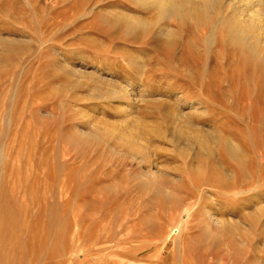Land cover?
Segmentation results:
<instances>
[{"label":"rangeland","instance_id":"1","mask_svg":"<svg viewBox=\"0 0 264 264\" xmlns=\"http://www.w3.org/2000/svg\"><path fill=\"white\" fill-rule=\"evenodd\" d=\"M141 5L0 0V264H264V62Z\"/></svg>","mask_w":264,"mask_h":264},{"label":"bare ground","instance_id":"2","mask_svg":"<svg viewBox=\"0 0 264 264\" xmlns=\"http://www.w3.org/2000/svg\"><path fill=\"white\" fill-rule=\"evenodd\" d=\"M220 1L138 0L139 3L147 7V10L149 9L152 12H158V23L156 25V28L158 29V35L170 37L172 34H174L175 30L169 24V22L172 21L176 22L177 24L180 23V25H182L184 21H190L193 22L196 27L209 24L211 26V34L208 39H205V42H207L206 44H208L209 46H217L218 42L227 43L228 46H230V50H233V52L231 51L232 57L234 55H238L239 57H241L240 54H242L246 57H251L253 59H257L258 61L264 62V23H262V14H260L257 10L251 12L249 6L250 1L242 0L241 4H233L230 7L231 11L229 16H219L216 18V20H214V11L219 12V9L223 8L222 2ZM258 3H260V0H255L254 4ZM244 7H247L249 10L246 11ZM224 9H226L225 6ZM212 18L214 21L212 20ZM135 24L138 26L137 22ZM219 26H222V28H220ZM145 27L147 28L146 24ZM171 42L172 41H170L169 43ZM185 98L188 99V97ZM130 100V97H127L125 99L126 102H129ZM185 103L187 105L185 104L184 106L188 109V111L181 113V117L187 120L188 117H191L192 115L197 113L198 107L194 102L191 101H186ZM221 135L222 134L220 133V130L219 132L217 131V134L213 136L214 142L215 140L218 141L219 138L221 139ZM232 140L233 139L228 142L229 150H231V153L233 152V154L240 160L246 161V152L244 153L239 148V143L238 145L237 143H235L236 141L234 142ZM233 154H231L232 157ZM240 192L237 194H240Z\"/></svg>","mask_w":264,"mask_h":264}]
</instances>
